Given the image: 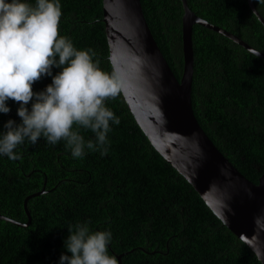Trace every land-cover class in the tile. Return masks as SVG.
I'll return each instance as SVG.
<instances>
[{
  "label": "trees",
  "instance_id": "16d2710c",
  "mask_svg": "<svg viewBox=\"0 0 264 264\" xmlns=\"http://www.w3.org/2000/svg\"><path fill=\"white\" fill-rule=\"evenodd\" d=\"M34 3V0H31ZM199 18L264 53V27L247 0H186ZM144 17L174 76L183 71L181 0H140ZM61 35L77 48H92L112 74L102 21V0H61ZM264 18V0H253ZM193 114L218 150L248 180L264 173V58L195 24L192 28ZM59 69H53L55 74ZM51 83L43 77L34 91ZM0 114L19 122L18 102ZM107 106L120 117L109 151L76 159L63 141L25 142L21 158L0 156V264H58L68 226L87 220L110 228L109 252L121 264H261L204 201L151 146L121 92ZM87 139L93 134L81 130ZM44 191L27 201V196ZM118 264V261H117Z\"/></svg>",
  "mask_w": 264,
  "mask_h": 264
},
{
  "label": "clouds",
  "instance_id": "9594fccd",
  "mask_svg": "<svg viewBox=\"0 0 264 264\" xmlns=\"http://www.w3.org/2000/svg\"><path fill=\"white\" fill-rule=\"evenodd\" d=\"M61 17V0H0V114L11 111L12 100L20 118L0 129V156L9 160L21 158L25 142L41 138L53 146L63 141L76 159L89 152L103 156L112 125L120 124L106 103L120 93V83L100 67L92 48H77L60 34ZM43 77L51 83L34 91ZM82 129L93 136L86 139ZM112 238L110 228L93 230L89 221H77L68 226L58 264H117L109 252Z\"/></svg>",
  "mask_w": 264,
  "mask_h": 264
},
{
  "label": "water",
  "instance_id": "95a60500",
  "mask_svg": "<svg viewBox=\"0 0 264 264\" xmlns=\"http://www.w3.org/2000/svg\"><path fill=\"white\" fill-rule=\"evenodd\" d=\"M247 2L264 27V18L254 7L253 0ZM181 3L184 11L181 19L183 71L179 80L153 38L140 0H102L108 60L130 113L154 150L264 264V173L257 183L248 180L218 150L193 114L192 28L195 24L201 25L258 57L264 58V53L196 16L186 0ZM43 192L24 200L28 223L27 201ZM0 219L26 225L2 216ZM116 259L121 264V255H116Z\"/></svg>",
  "mask_w": 264,
  "mask_h": 264
}]
</instances>
